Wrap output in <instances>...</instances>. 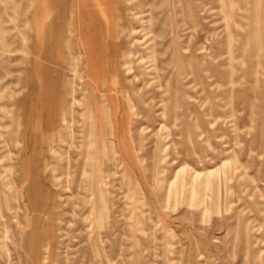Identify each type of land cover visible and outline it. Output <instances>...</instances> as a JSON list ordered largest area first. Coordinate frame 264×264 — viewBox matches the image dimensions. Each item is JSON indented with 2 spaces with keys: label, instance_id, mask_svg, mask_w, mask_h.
<instances>
[{
  "label": "rangeland",
  "instance_id": "1",
  "mask_svg": "<svg viewBox=\"0 0 264 264\" xmlns=\"http://www.w3.org/2000/svg\"><path fill=\"white\" fill-rule=\"evenodd\" d=\"M83 5L111 15L108 94L80 86ZM45 67L75 88L52 128ZM0 76L24 101L0 111V264H264V0H0Z\"/></svg>",
  "mask_w": 264,
  "mask_h": 264
},
{
  "label": "crops",
  "instance_id": "2",
  "mask_svg": "<svg viewBox=\"0 0 264 264\" xmlns=\"http://www.w3.org/2000/svg\"><path fill=\"white\" fill-rule=\"evenodd\" d=\"M114 2V0H112ZM97 2V1H96ZM84 10L86 12V16L88 17L89 23L84 25L85 23L82 24V29L84 30V35L81 34L80 38L82 41L87 45L88 47L85 48L86 54L88 55L87 59V71L85 72V76L87 77V80L83 82V84H80V86L83 87L84 91H104L105 93L108 94V92L112 91V84H108V77L113 74V68H114V49H113V44L114 40L113 39V31L111 28V23H107L106 21L110 22V13L103 14L102 10L100 9V6H95L94 10L91 5H83ZM64 11V9H63ZM122 11V10H121ZM103 19V23L101 22V19ZM43 27V34L41 35L40 38H38L40 41V53L42 59L45 61L52 60L55 61L57 59H63L62 57V46L60 43V40H65L62 35L58 36L57 35V41L58 45H54V40L53 37L50 35L51 34V23H43L41 25ZM128 27V25H127ZM57 28V27H56ZM63 27H59V32L61 33L63 31ZM81 29V32H82ZM50 30V31H49ZM74 39V38H73ZM71 37L69 38V41H67V49L70 51L71 47L70 44L73 41H70ZM92 42V45H91ZM56 50V52H54ZM72 50V49H71ZM90 50L95 53L99 54V60L100 61H92V55ZM90 53H89V52ZM103 52V55H102ZM55 54V55H54ZM106 55L110 59V66L107 68V64L103 63L102 60ZM101 58V59H100ZM11 60H7L6 64L7 67L8 65H11ZM58 64V61H56ZM76 64H68L66 65L65 62L61 63V67L64 68L65 70H71L73 73H75L76 69L79 68L80 65H77L78 62H75ZM59 65V64H58ZM74 69V70H73ZM61 70V71H49L46 67L41 68V77L43 79V83L41 86V92H42V99H43V106L41 107L42 109H45L47 112L48 119L47 124H45L46 128L51 127L53 124V119L51 120L50 116H54L56 112L54 110H50L49 108H52L48 101V94L51 93V95L55 96L54 103L52 105L55 106V108H59L60 110L63 111L64 106L66 105L68 101V96L71 91H75V88L73 87V82H66L67 85H65L62 81L67 78V71ZM28 69L26 70V72ZM24 72V73H26ZM55 73V74H54ZM13 72L9 70V67L7 68V72L4 75L3 78L5 77H11ZM51 78V84L49 82V79ZM1 79V76H0ZM53 80V82H52ZM61 80V83H60ZM68 81V80H67ZM14 84L12 80L8 79L6 83L3 86H0V111H4L5 115H11V112L13 109L17 108L20 106V103L24 101H16L13 99V95L15 94L14 91H11L10 87L11 85ZM53 85V86H52ZM28 89V88H27ZM33 90V89H32ZM51 91V92H50ZM30 96H28L29 98ZM3 99H6L3 101ZM30 99V98H29ZM26 101V100H25ZM32 101V99L30 100ZM41 109V110H42ZM53 109V108H52ZM52 112V113H51ZM63 122L66 124V130H67V119L66 116L63 114ZM5 116L0 115V129L11 126L13 121L12 119H9V121L5 122ZM50 125V126H49ZM64 129H60L59 136L63 137L62 132ZM3 138L2 132L0 130V141ZM1 143V142H0ZM18 143V142H16ZM4 145V141L2 142Z\"/></svg>",
  "mask_w": 264,
  "mask_h": 264
}]
</instances>
